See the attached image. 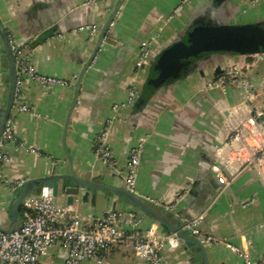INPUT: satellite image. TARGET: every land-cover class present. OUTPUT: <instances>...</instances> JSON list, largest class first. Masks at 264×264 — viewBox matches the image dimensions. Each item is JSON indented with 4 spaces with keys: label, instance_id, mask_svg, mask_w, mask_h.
<instances>
[{
    "label": "crops",
    "instance_id": "1",
    "mask_svg": "<svg viewBox=\"0 0 264 264\" xmlns=\"http://www.w3.org/2000/svg\"><path fill=\"white\" fill-rule=\"evenodd\" d=\"M182 1L124 0L82 76L73 105L75 80L116 0H0V20L8 37L20 45L39 41L30 52L29 45L26 47L34 70L69 82L43 89L25 81L21 88L29 113L11 111L15 141L6 145L9 161L0 171V225L9 222L7 205L18 184L47 176L55 165L67 172L65 152L79 175H102L104 167L93 153V141L107 125L106 143L120 168L125 167L130 149L143 145L136 194L163 204L180 196L178 211L194 219L200 234L224 241L253 260L264 256V179L253 167L242 164L264 146L263 120L253 124L254 117L264 115V55L204 58L182 78L153 92L135 111L126 106L129 88L139 92L148 73L147 65L136 69L141 42L147 41L154 53L178 39L194 20L264 28V0H194L167 20ZM231 66L241 69L242 79L251 88L250 99L240 86L207 88ZM4 93L0 55V106ZM113 105L118 109L113 110ZM241 122L258 134L240 143L237 154H230L235 162L229 171H221L228 181L222 186L211 161L231 128ZM104 183L120 185L109 174ZM114 200L107 203L99 193L92 204L75 198L68 208L64 195L56 203L73 210L83 227L90 228L111 209ZM127 210L124 203H116L115 211ZM142 225L163 232L146 217ZM164 237L169 242L161 251L164 264H190L181 242ZM205 247L209 264H241L228 245ZM64 256L61 247L52 246L39 264H62ZM81 264L143 263L113 248L104 262Z\"/></svg>",
    "mask_w": 264,
    "mask_h": 264
},
{
    "label": "built area",
    "instance_id": "2",
    "mask_svg": "<svg viewBox=\"0 0 264 264\" xmlns=\"http://www.w3.org/2000/svg\"><path fill=\"white\" fill-rule=\"evenodd\" d=\"M194 0H183L167 17L170 20L176 17L182 7ZM11 50L14 56L16 69V89L11 111L29 113V108L21 97V88L25 81L38 84L43 89L56 85H68L69 82L50 76L38 74L31 63L30 55L26 53V47L31 43L20 45L9 38ZM264 55V54H260ZM150 46L147 41L139 45V60L136 69L148 66ZM240 86L248 92V99L252 92L249 83L242 79V72L238 66H231L222 70L212 81L207 84L208 89ZM138 95V91L131 86L128 90L127 107H131ZM113 105V110L118 109ZM260 116L254 117V123H259ZM261 133H264V121L261 122ZM14 120L10 114L4 131L0 137V171L4 164L8 163L5 147L14 142ZM107 125L102 126L93 141V153L108 171L118 174L128 190L135 193L136 178L141 162L143 145H135L129 151L125 167L122 169L114 159L110 148L106 143ZM257 132L249 129L245 122L231 128L226 140L216 148L215 161L222 164L229 171L235 162L230 154L239 152L240 143L245 144L246 138L255 139ZM238 160V158H237ZM239 159L238 162L242 163ZM253 167L260 177L264 179V146L253 151L242 163ZM212 170L218 183L226 186L228 181L224 174L215 166ZM15 185H10L12 190ZM181 197L176 196L169 204L159 203L165 210L174 213L177 210ZM156 202V201H155ZM23 219L20 230L12 233H0V264H39L52 246L61 247L64 252L62 264H81L83 261L96 260L104 262L113 248L122 250L125 254L133 255L143 264H164L161 251L166 237L158 234L154 228H143V216L128 211H106L101 219L90 228L83 227L80 216L71 209L61 208L52 201L49 196L33 197L26 201L20 209ZM194 234L205 246L225 244L238 255L241 264H264V256L257 260L251 259L248 253L239 251L224 241L216 240L209 236H203L197 231Z\"/></svg>",
    "mask_w": 264,
    "mask_h": 264
},
{
    "label": "water",
    "instance_id": "3",
    "mask_svg": "<svg viewBox=\"0 0 264 264\" xmlns=\"http://www.w3.org/2000/svg\"><path fill=\"white\" fill-rule=\"evenodd\" d=\"M123 2L124 0H116L111 14L101 29L89 60L82 67L75 80L73 105L76 103L82 76L98 52L101 42L106 37V33ZM45 35L48 34L45 33ZM38 43V40L30 43L27 51L30 52ZM260 54H264V28L261 26L250 23L230 25L227 23H212L208 20H194L187 25L178 39L154 53L150 52L148 73L137 97L133 101L132 111H135L140 104L145 102L153 92L172 81L182 78L197 65L198 61L204 58L219 55L252 56ZM0 55L5 84V93L0 106L1 137L11 114L16 89L14 56L6 28L1 20ZM260 119L264 121V115H260ZM67 126L68 121L64 126L65 131ZM64 156L68 165L67 172L55 165L47 176L26 180L12 190L7 205V219L9 222L6 226L0 225V233H12L20 230L23 222L20 209L26 201L33 197L49 196L56 203V199L64 195L66 206L69 208L73 206L75 198H79L82 202L89 200L92 204L100 193L107 203L111 198L115 199L111 204L110 211H115L116 203L122 202L129 207L128 212L142 215L161 228L164 233L156 230L158 234L168 235L179 240L181 242L180 248L188 257L190 264H209L207 248L194 234V231L200 232V228L195 225L194 219L186 217L178 211V207L172 213L165 210L159 203L131 192L126 188L121 176L105 168L102 175L93 178L87 174L79 175L66 152ZM211 164L220 171L225 170L223 165L215 160H212ZM107 174L118 179L120 185L105 184L104 179ZM163 245L168 246V240H164Z\"/></svg>",
    "mask_w": 264,
    "mask_h": 264
}]
</instances>
